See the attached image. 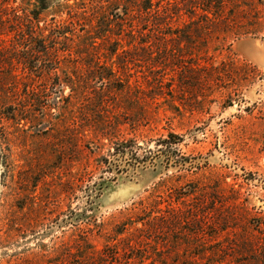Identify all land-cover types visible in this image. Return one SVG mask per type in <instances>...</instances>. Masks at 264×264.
I'll return each mask as SVG.
<instances>
[{
    "label": "rangeland",
    "instance_id": "374dc122",
    "mask_svg": "<svg viewBox=\"0 0 264 264\" xmlns=\"http://www.w3.org/2000/svg\"><path fill=\"white\" fill-rule=\"evenodd\" d=\"M118 2L81 94L0 88V264H264V0Z\"/></svg>",
    "mask_w": 264,
    "mask_h": 264
},
{
    "label": "trees",
    "instance_id": "16d2710c",
    "mask_svg": "<svg viewBox=\"0 0 264 264\" xmlns=\"http://www.w3.org/2000/svg\"><path fill=\"white\" fill-rule=\"evenodd\" d=\"M119 5L118 0L113 3L109 0H73L72 3L69 0L60 3L51 0H0V73L3 70L8 73V80L0 88L10 85L18 89L21 86L20 90L31 92L33 104H38L39 93L46 94L45 97L56 95L51 89L39 91L37 87V79L41 81L43 76H51L54 88L70 90L71 94L64 99L67 102L81 94L89 84L81 83L78 64L90 56L98 59L94 52L95 42L109 39L113 34L112 27L118 28L114 36L123 32V18L114 13ZM128 15L125 10L124 16ZM18 68L20 74L16 73ZM100 68L104 73L97 80L102 89L112 85L113 81L123 89L130 87L127 81L123 84L118 82L120 79L111 66ZM51 106L55 104H47L46 107L50 109ZM111 154L119 159L126 155L125 150L115 145ZM116 254L113 252L112 257Z\"/></svg>",
    "mask_w": 264,
    "mask_h": 264
}]
</instances>
